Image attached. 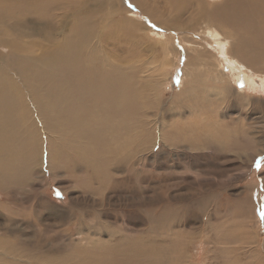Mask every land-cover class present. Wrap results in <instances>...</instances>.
<instances>
[{"label":"rangeland","instance_id":"374dc122","mask_svg":"<svg viewBox=\"0 0 264 264\" xmlns=\"http://www.w3.org/2000/svg\"><path fill=\"white\" fill-rule=\"evenodd\" d=\"M110 1L63 0L56 35L31 12L23 35L6 38L39 57L71 34L72 6L97 9L89 18L112 29L117 44L103 47L127 101L102 122L92 113L80 114L85 125L41 127L21 180L2 165L0 264H264V41L226 46L256 69L245 81L206 23L186 25L192 8L178 17L163 0H112L107 15Z\"/></svg>","mask_w":264,"mask_h":264},{"label":"bare ground","instance_id":"6f19581e","mask_svg":"<svg viewBox=\"0 0 264 264\" xmlns=\"http://www.w3.org/2000/svg\"><path fill=\"white\" fill-rule=\"evenodd\" d=\"M111 1L107 4L109 6L105 12L107 15L112 14L113 11ZM194 1L163 0L165 5L163 12L168 8H174L179 17L192 8L195 17L191 16L192 22L188 21L186 25L193 24V21L206 23L204 28L207 29L204 32L206 37L215 40V47L221 56L230 57V68H233L232 64L235 60L249 72L233 75L238 78L244 76L245 81L254 79L257 76L256 69L251 68L249 62L248 65L242 63V58L234 54L232 47L226 52L225 49L227 45H231L233 41L231 38H237L235 45L239 42L251 44L257 36L264 41V0H218L212 2L213 4H208L205 0ZM134 2L141 6V0ZM83 4L80 2V5L72 6L67 2V7L68 5L76 7L74 14L71 15L74 17L70 20L71 34L67 37L63 36L60 41L48 40L52 47H48L49 49L43 51L39 57L34 58L31 56L34 45L12 43L6 38L11 35L16 37L23 35L25 29H28V20L32 21L29 17L26 18L31 12L34 15H30L37 16L35 18L38 20L45 19L47 21L45 23L50 26L51 36L56 35L61 29V23L64 22L60 20L58 25L55 24L61 16L59 14L69 16L66 15L67 11V13L62 12L65 3L63 0H0V47L9 48L6 54L1 53L0 56V133L5 135L11 131L14 135L12 138L14 143L9 146L12 139L0 134V172H6L2 168L3 165L11 169V175L14 173V176L21 180L20 177L23 176L19 168L22 164L27 165L28 159L33 157L32 148L41 146V139L36 136L41 127L53 132L64 126L85 125L88 122L80 114L91 117L92 113L95 117L101 113L102 117L99 120L102 122L108 112H115L120 104H125L127 101L125 94L121 97L119 92L124 77L119 69L120 65L113 67V61L106 58L103 47V45L108 47L109 44L113 46L117 44L114 43L115 36L109 34L112 29L108 30L109 32L106 30L100 32L99 27L98 31V23H94L89 18V15L93 16L97 9L88 12ZM54 10L59 13H55ZM150 11L154 14L153 10ZM151 19H155L153 21L159 23L161 28L173 27L172 24L165 26L166 20L163 21L159 15H154ZM132 20L127 19L129 23H135ZM241 23L248 28L243 31L241 27L238 29ZM5 26L9 27V30H4ZM225 28L228 33H225ZM254 58L251 63L256 64L258 59L254 60ZM233 70L235 72V68ZM31 107H34L35 115L32 114ZM112 125L113 119H109L104 126L106 132L112 128ZM19 129L22 131L21 134ZM8 149L10 151L6 152ZM15 155L18 161H5Z\"/></svg>","mask_w":264,"mask_h":264},{"label":"snow or ice","instance_id":"6c2138e0","mask_svg":"<svg viewBox=\"0 0 264 264\" xmlns=\"http://www.w3.org/2000/svg\"><path fill=\"white\" fill-rule=\"evenodd\" d=\"M57 195H59V193H57ZM261 214H262V216H264V212H262Z\"/></svg>","mask_w":264,"mask_h":264}]
</instances>
